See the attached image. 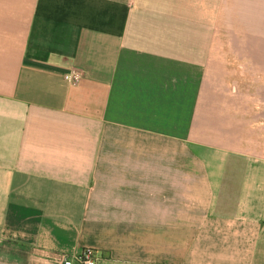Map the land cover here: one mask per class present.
Instances as JSON below:
<instances>
[{"label": "crops", "instance_id": "obj_1", "mask_svg": "<svg viewBox=\"0 0 264 264\" xmlns=\"http://www.w3.org/2000/svg\"><path fill=\"white\" fill-rule=\"evenodd\" d=\"M228 17L264 0H0V264H264Z\"/></svg>", "mask_w": 264, "mask_h": 264}, {"label": "rangeland", "instance_id": "obj_2", "mask_svg": "<svg viewBox=\"0 0 264 264\" xmlns=\"http://www.w3.org/2000/svg\"><path fill=\"white\" fill-rule=\"evenodd\" d=\"M261 21L255 23L250 17H228L227 35L221 34L220 40L226 49L221 58L226 62L227 87L242 94L234 104L242 117L228 119V128L238 131L232 138H241L250 147V154L264 157V22ZM252 31L261 37H246ZM235 32L242 37H235ZM255 101H259V109Z\"/></svg>", "mask_w": 264, "mask_h": 264}, {"label": "built area", "instance_id": "obj_3", "mask_svg": "<svg viewBox=\"0 0 264 264\" xmlns=\"http://www.w3.org/2000/svg\"><path fill=\"white\" fill-rule=\"evenodd\" d=\"M82 78V72L73 71L66 76V80L71 84H77ZM58 264H99L100 258L93 249H84L76 257H57Z\"/></svg>", "mask_w": 264, "mask_h": 264}]
</instances>
